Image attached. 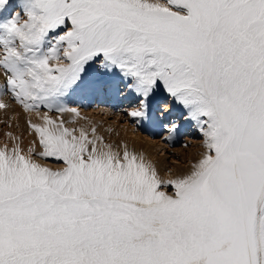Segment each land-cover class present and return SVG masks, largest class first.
<instances>
[{
	"label": "snow or ice",
	"instance_id": "1",
	"mask_svg": "<svg viewBox=\"0 0 264 264\" xmlns=\"http://www.w3.org/2000/svg\"><path fill=\"white\" fill-rule=\"evenodd\" d=\"M4 95L40 122L0 146V264H264V0H0ZM102 96L204 151L162 172L67 126Z\"/></svg>",
	"mask_w": 264,
	"mask_h": 264
},
{
	"label": "rangeland",
	"instance_id": "2",
	"mask_svg": "<svg viewBox=\"0 0 264 264\" xmlns=\"http://www.w3.org/2000/svg\"><path fill=\"white\" fill-rule=\"evenodd\" d=\"M17 3L18 0H13L14 5ZM13 10L20 11V8L15 7ZM8 97V95H4V98L8 99ZM7 101L10 103V109L14 110L17 108L25 115L26 110L16 101L12 100L10 97ZM74 101L77 102L69 100V106L78 107L81 114L79 117H74L69 113L63 114V119L66 121L68 127H74L77 131L83 128L89 133L90 137H103L105 143L113 145L116 149H122L123 145L126 144L129 149L139 153H147L148 158L153 161L162 172L171 169L173 173H185L184 169L188 168L189 164L191 165L194 163L189 159H183L181 157L184 153L188 154V152H194L195 148L202 140L199 133H194L195 130L193 131L191 125L187 124L181 128L178 137L175 139L176 141L172 140L171 142H165L160 136L153 135L155 130L148 124L142 123L140 126H137L124 115L123 110L128 107L126 102L103 96L83 100L74 98ZM39 111L47 112L49 110L42 108ZM9 113L15 115L12 110ZM28 113L34 115L35 122H40V117L37 112L33 111ZM49 115L57 119L61 118V114L58 112H49ZM14 117L16 119L20 118L19 116ZM25 128L17 121L12 122V118L8 116L7 113L2 117L0 115V135L4 134L8 136L5 140L0 139V144H8L11 146L14 143H19L20 146L24 148L25 152H27L34 139V134L32 129L29 128V125ZM92 128L96 129L95 133L92 132ZM128 129L133 131V133L127 132ZM135 133H137L138 136H136ZM13 137L15 139H13ZM130 137L134 138V142H127V139ZM149 139L153 141L152 143L155 144V142H157L158 144L154 145L152 143H147ZM37 159H39V157H37ZM41 162L50 163L52 167H58V165L51 162Z\"/></svg>",
	"mask_w": 264,
	"mask_h": 264
},
{
	"label": "bare ground",
	"instance_id": "3",
	"mask_svg": "<svg viewBox=\"0 0 264 264\" xmlns=\"http://www.w3.org/2000/svg\"><path fill=\"white\" fill-rule=\"evenodd\" d=\"M7 103H8V105H9V107L7 108V109H0V115H1V117L5 114V113H7V115L8 116H10L11 118H12V122H18L21 126H23V128H25V127H27V125H28V121L29 120H32L33 122H35L36 120H35V118H34V115H31V114H29L28 112L29 111H25V115H24V113H22L21 111H19L17 108H15L14 110L13 109H10L11 107H10V103L7 101L8 99H9V97H8V99H6V98H4V96L2 97ZM75 102H77V101H75ZM113 102V101H112ZM12 110V112L14 111V114L15 115H12L13 113H9L10 111ZM25 110V109H24ZM24 112V111H23ZM27 115V116H26ZM14 116H19L20 118H15ZM5 119V118H4ZM35 120V121H34ZM38 120V119H37ZM39 121V120H38ZM185 125H187V124H185ZM26 129V128H25ZM28 129V128H27ZM193 129V131L195 130V128L193 127L192 128ZM22 130V129H21ZM127 130V129H126ZM25 131V130H24ZM23 132V131H22ZM127 132H130V133H133V131H131L130 129H128V131ZM195 134L196 133H198L196 130H195V132H194ZM136 134V136H138L137 135V133H135ZM178 137V134L176 135V137H175V139ZM8 138V136H5L4 134H1L0 135V139H3V140H5V139H7ZM122 138V137H121ZM184 138V137H183ZM187 138H189V137H187ZM133 139L134 138H132V137H130V138H128L127 139V142H134L133 141ZM174 139V141H176ZM186 139V138H185ZM156 141V140H155ZM154 141V142H155ZM153 141L152 140H147V143H152ZM152 144H154V143H152ZM158 143L157 142H155V144L154 145H157ZM0 146H3L2 144H0ZM204 151V149H203V147H202V145H201V143L200 144H198L197 145V147L195 148V150H194V152H188V154H183L181 157L183 158V159H189V160H191L192 162H196V160L197 159H199V156H200V154H201V152H203ZM137 153H139V152H137ZM141 153V152H140ZM149 153V152H148ZM143 155H144V157L146 158V159H148V160H150L149 158H148V155H147V153H142ZM192 165V164H191ZM191 165L189 164L188 166V168H185L184 169V171H185V173H187V172H189L190 170H191Z\"/></svg>",
	"mask_w": 264,
	"mask_h": 264
}]
</instances>
